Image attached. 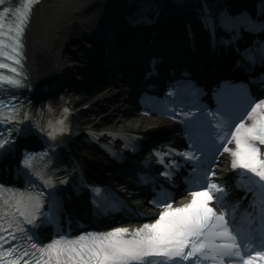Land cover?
<instances>
[{
  "label": "bare ground",
  "instance_id": "6f19581e",
  "mask_svg": "<svg viewBox=\"0 0 264 264\" xmlns=\"http://www.w3.org/2000/svg\"><path fill=\"white\" fill-rule=\"evenodd\" d=\"M233 1L238 3L241 0ZM126 3L127 0H76L71 6L63 5L62 7L57 5V0L42 2L36 10L34 24L28 36L27 46L32 79L38 84L57 81L66 71L67 58L72 52L74 47L72 43L76 39H83L93 34V36L100 35L103 30L108 29L106 26L113 23L122 29V19L119 15H123L129 9ZM45 21L51 27L49 40L43 37L44 33L40 35ZM168 25L175 24L170 20L163 27ZM97 28L101 30L97 32ZM122 32L124 34L126 30ZM123 34H119L120 38ZM123 43L125 46L122 45L121 52L129 50V54L133 53L134 49H129L132 46L127 44V40ZM183 58L184 63H188L186 62L188 57ZM201 74L203 77L208 76L204 71ZM81 94L74 97L76 105L81 106L79 115L75 119V133L86 125L94 128L128 127L150 131L170 124V121L163 117L134 112L123 93L104 86L83 91ZM87 103L88 107L83 108V105Z\"/></svg>",
  "mask_w": 264,
  "mask_h": 264
},
{
  "label": "snow or ice",
  "instance_id": "6c2138e0",
  "mask_svg": "<svg viewBox=\"0 0 264 264\" xmlns=\"http://www.w3.org/2000/svg\"><path fill=\"white\" fill-rule=\"evenodd\" d=\"M5 0H0V4H4ZM255 61L254 56L249 57ZM264 106L262 104L257 107ZM245 125L242 123L241 127ZM16 133L12 132V137L4 140L0 144V154L4 152L14 151V137ZM2 139V138H0ZM264 141V119L259 121L258 126L253 125L248 129V140L244 137H239L241 150L236 153L241 157V163L244 167L257 172L264 177V152L256 148L252 141ZM27 152V150H25ZM22 163L27 165L29 157L25 155ZM217 191H221L220 185L216 184ZM200 198V199H197ZM213 199L212 194L207 187H201L198 191L192 192V201L182 207L165 210L159 214V218L154 223L145 224L144 229L147 231L140 239L134 237L126 240H109L110 250L103 253V260L97 261V264H112L119 261L121 264H126L128 260H139L145 252L149 253H166L169 256H184V249L189 245L187 239L191 235H201L199 230L207 226L208 218L214 215V209L206 201ZM222 218L218 216L217 219ZM128 229L116 228L114 233H125ZM136 231H143L137 229ZM111 235V234H109ZM193 250L195 247L193 245ZM192 251L187 252V256H191ZM88 264V262H85ZM249 264L251 262L249 261Z\"/></svg>",
  "mask_w": 264,
  "mask_h": 264
},
{
  "label": "rangeland",
  "instance_id": "374dc122",
  "mask_svg": "<svg viewBox=\"0 0 264 264\" xmlns=\"http://www.w3.org/2000/svg\"><path fill=\"white\" fill-rule=\"evenodd\" d=\"M57 2H58V5L71 6L74 2H76V0H57ZM50 28L51 27L49 26V24L45 22L43 25L42 33H40V35L44 33L43 37L46 38L47 40H49V38L51 37V35L49 34Z\"/></svg>",
  "mask_w": 264,
  "mask_h": 264
}]
</instances>
